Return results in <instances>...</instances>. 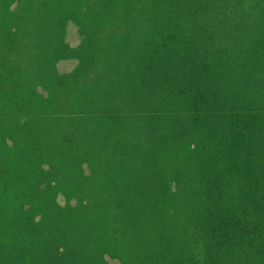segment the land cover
I'll return each mask as SVG.
<instances>
[{"label":"trees","instance_id":"1","mask_svg":"<svg viewBox=\"0 0 264 264\" xmlns=\"http://www.w3.org/2000/svg\"><path fill=\"white\" fill-rule=\"evenodd\" d=\"M110 261L264 264V0H0V264Z\"/></svg>","mask_w":264,"mask_h":264},{"label":"rangeland","instance_id":"2","mask_svg":"<svg viewBox=\"0 0 264 264\" xmlns=\"http://www.w3.org/2000/svg\"><path fill=\"white\" fill-rule=\"evenodd\" d=\"M66 41L72 47L78 44V35L76 32V28L71 24L67 28ZM74 65H75L74 62L64 61V62L58 63L57 69L60 73H66V72H69L74 67ZM110 264H118V263L110 261Z\"/></svg>","mask_w":264,"mask_h":264}]
</instances>
